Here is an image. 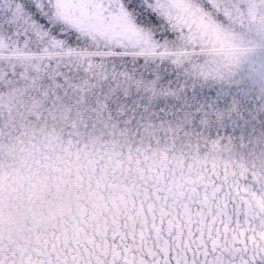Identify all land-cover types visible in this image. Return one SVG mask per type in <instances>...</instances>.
Here are the masks:
<instances>
[{"label":"snow or ice","instance_id":"1","mask_svg":"<svg viewBox=\"0 0 264 264\" xmlns=\"http://www.w3.org/2000/svg\"><path fill=\"white\" fill-rule=\"evenodd\" d=\"M0 264H264V0H0Z\"/></svg>","mask_w":264,"mask_h":264}]
</instances>
